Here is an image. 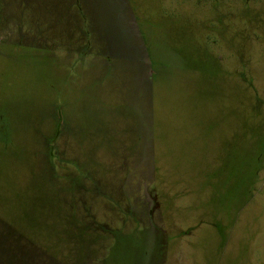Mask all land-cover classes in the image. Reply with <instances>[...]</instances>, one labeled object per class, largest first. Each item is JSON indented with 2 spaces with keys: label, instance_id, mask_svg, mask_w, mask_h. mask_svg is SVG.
I'll return each mask as SVG.
<instances>
[{
  "label": "rangeland",
  "instance_id": "obj_1",
  "mask_svg": "<svg viewBox=\"0 0 264 264\" xmlns=\"http://www.w3.org/2000/svg\"><path fill=\"white\" fill-rule=\"evenodd\" d=\"M0 264H264V0H0Z\"/></svg>",
  "mask_w": 264,
  "mask_h": 264
},
{
  "label": "crops",
  "instance_id": "obj_2",
  "mask_svg": "<svg viewBox=\"0 0 264 264\" xmlns=\"http://www.w3.org/2000/svg\"><path fill=\"white\" fill-rule=\"evenodd\" d=\"M64 140V139H63ZM55 143V141L53 142V145L56 147V149L54 148L53 150H54V153L52 154L51 153V149H52V147L51 146H49V151H48V149H47V153H48V156L49 157H51V156H56V158H55V160H57V161H59V162H61L60 163V165H64L65 164V162H69L70 164H71V166H73V169H75V170H77V171H75V173L76 172H78V169H80V171H84L83 170V167L84 166H82L81 165V162L80 161H78V160H76V159H74L73 157H70V156H67V152L66 151H61V149L60 148H58V146H57V144H54ZM58 162V163H59ZM77 162H79V163H77ZM69 164V165H70ZM62 171H64V169L62 170ZM80 171L78 172V174L80 173ZM66 174V173H65ZM65 174H64V176H65ZM88 174V173H87ZM80 175V174H79ZM82 176H83V174H82ZM66 177L69 179V180H72L73 178H74V175H71V174H66Z\"/></svg>",
  "mask_w": 264,
  "mask_h": 264
}]
</instances>
